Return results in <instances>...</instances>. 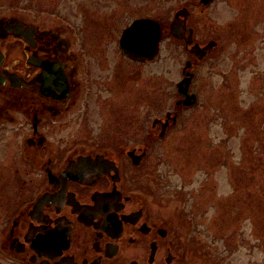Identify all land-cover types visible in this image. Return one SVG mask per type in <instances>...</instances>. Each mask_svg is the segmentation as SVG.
I'll return each instance as SVG.
<instances>
[{
    "label": "flooded vegetation",
    "instance_id": "af4514ba",
    "mask_svg": "<svg viewBox=\"0 0 264 264\" xmlns=\"http://www.w3.org/2000/svg\"><path fill=\"white\" fill-rule=\"evenodd\" d=\"M217 2L0 0V264L208 263L210 255L196 252L201 238L184 234L136 170L195 106L177 85L190 72L196 93L200 62L220 47L208 37L207 10ZM232 2L241 14L225 27L233 37L243 43L255 25L264 34V0H225L226 7ZM155 23L159 55L172 38L190 67L176 83V107L156 116L150 132L137 122L134 142L133 98L146 87L133 81L159 55L127 52ZM258 106L250 109L262 121Z\"/></svg>",
    "mask_w": 264,
    "mask_h": 264
},
{
    "label": "rangeland",
    "instance_id": "374dc122",
    "mask_svg": "<svg viewBox=\"0 0 264 264\" xmlns=\"http://www.w3.org/2000/svg\"><path fill=\"white\" fill-rule=\"evenodd\" d=\"M226 6L218 0L207 10L213 30L208 37L220 47L197 68L200 103L186 107L178 124L155 140L136 172L184 234L201 238L196 252L210 255L206 264H264V120L257 107L250 109H264V34L253 25L238 42L225 27L241 17L240 5ZM237 44L243 45L240 55L234 53ZM188 58L168 38L161 54L141 69L142 81H133L146 87L140 101L133 98L134 142L141 133L137 122L150 132L156 116L176 107V83Z\"/></svg>",
    "mask_w": 264,
    "mask_h": 264
},
{
    "label": "water",
    "instance_id": "95a60500",
    "mask_svg": "<svg viewBox=\"0 0 264 264\" xmlns=\"http://www.w3.org/2000/svg\"><path fill=\"white\" fill-rule=\"evenodd\" d=\"M142 22H140L141 24ZM145 24H149V26H152L154 24V21L152 20H146L144 21ZM157 28L159 29L157 23H155ZM150 29V32L146 35L141 36L142 41L136 44V47L138 49L128 51L127 54L132 56L136 59H153L155 58L159 52H160V41H161V31L159 30ZM190 67V61L187 62L185 66V70ZM194 77V74L188 73L185 79H183L181 82L178 83V94L181 97H185V104L187 105H194L199 103V97L196 93H189V87L190 83ZM171 113H168V116H170ZM157 123V121L154 122V125ZM145 155V152L144 154Z\"/></svg>",
    "mask_w": 264,
    "mask_h": 264
}]
</instances>
